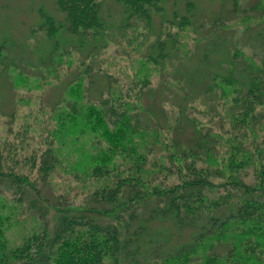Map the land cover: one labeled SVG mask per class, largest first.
Segmentation results:
<instances>
[{"label": "trees", "instance_id": "16d2710c", "mask_svg": "<svg viewBox=\"0 0 264 264\" xmlns=\"http://www.w3.org/2000/svg\"><path fill=\"white\" fill-rule=\"evenodd\" d=\"M51 1L48 46L17 64L81 69L34 164L0 147V264H264V0ZM132 38L118 85L99 54Z\"/></svg>", "mask_w": 264, "mask_h": 264}, {"label": "rangeland", "instance_id": "374dc122", "mask_svg": "<svg viewBox=\"0 0 264 264\" xmlns=\"http://www.w3.org/2000/svg\"><path fill=\"white\" fill-rule=\"evenodd\" d=\"M197 2L199 8L208 10L207 14H211L219 4L216 0ZM41 6L55 19L62 18L51 0H0V45L4 44V52H7L2 58V63L7 65L0 64V147L5 150L2 159L6 160V164L9 162L25 171L28 163L34 164L43 147L39 131L40 125L49 116L46 104L57 101L63 89L68 92L69 81L81 69L77 54L73 51L62 57L50 73L18 66L17 62H35L40 53L37 46L46 48L49 44L44 28L38 29ZM108 9L119 10L114 4H110ZM137 40L132 38V41L124 40L120 44L111 42L100 51L101 68L110 72L118 85L127 83L137 66V57L141 52L134 48ZM190 42L193 44L192 39ZM141 45L144 46V43ZM161 78L156 74L151 75L150 85L159 86ZM79 83L86 84V81H72L71 85ZM11 230L17 233L16 227Z\"/></svg>", "mask_w": 264, "mask_h": 264}]
</instances>
